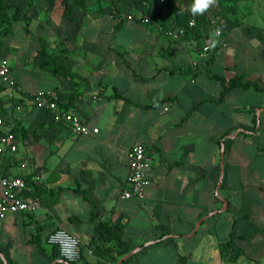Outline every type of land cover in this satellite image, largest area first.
<instances>
[{
  "label": "crops",
  "instance_id": "1",
  "mask_svg": "<svg viewBox=\"0 0 264 264\" xmlns=\"http://www.w3.org/2000/svg\"><path fill=\"white\" fill-rule=\"evenodd\" d=\"M251 1L239 21L223 18L227 45L204 59L205 29L175 37L185 28L176 12L138 0L15 3L29 10L14 50L33 80L12 67L23 91L0 90L2 112L24 106L19 152L2 158L0 174L32 176L39 206L0 219V264H67L47 241L60 227L81 240L78 264H264V91L222 95V79L236 75L264 86V0ZM150 10V24L127 18ZM40 89L56 90L99 132L55 122L29 99ZM138 141L151 182L143 197L125 199ZM229 240L242 250L237 260L222 253Z\"/></svg>",
  "mask_w": 264,
  "mask_h": 264
},
{
  "label": "built area",
  "instance_id": "2",
  "mask_svg": "<svg viewBox=\"0 0 264 264\" xmlns=\"http://www.w3.org/2000/svg\"><path fill=\"white\" fill-rule=\"evenodd\" d=\"M166 1L156 0L160 6L165 4ZM127 18L132 21H140L142 24H150L153 21V18L146 14H129ZM196 24L197 19L194 17L190 20L189 26L194 27ZM184 34H186V28H180L173 35L180 37ZM214 38L215 42L208 43L202 47L200 52L202 59L210 55L214 46L227 45L223 31L219 27L214 29ZM0 81L4 87L12 90V97L16 93L19 94L23 91L22 86L18 84L13 76L10 60L5 56H0ZM29 99L34 106L47 110L55 122L68 125L77 135H90L92 131L94 133L99 132L98 128L92 130L79 113L63 108L56 90H37L30 94ZM14 108L15 111L10 116L0 109V161L7 154L19 152L20 139L14 131V127L16 121L21 119L24 106L23 104L15 103ZM127 157L130 168L129 183L131 187L123 192L122 197L125 199L141 198L144 196L151 182L147 175L148 155L146 144L142 141L134 143L129 149ZM26 178L23 176L0 174V219L6 218L13 212L33 211L39 206L38 199L33 196L35 186L30 184ZM36 180H40V176H37ZM47 241L59 249L61 258L67 264L77 263L82 259L81 240L66 228L60 227L52 231Z\"/></svg>",
  "mask_w": 264,
  "mask_h": 264
},
{
  "label": "trees",
  "instance_id": "3",
  "mask_svg": "<svg viewBox=\"0 0 264 264\" xmlns=\"http://www.w3.org/2000/svg\"><path fill=\"white\" fill-rule=\"evenodd\" d=\"M63 1H65L67 5L71 1L72 5L74 6L79 5L80 7H85L87 4L86 0H63ZM13 5L14 4L8 2V0H0V53L3 50L5 38L8 37L9 35V30H12L16 26L17 21H20L21 17L25 15L24 9H22L19 6H16V10L13 13H11L10 8ZM166 5L168 6L171 12L173 11L176 12L175 14L177 16L176 18L179 19L180 25L185 27L187 32L195 33V32H198L199 30H202L203 28L205 29L204 31L206 35L209 37L210 43L215 42V39H213L210 33L206 31V26H207V23H209V21L204 20V18L199 19L198 16H195V18L197 19V24L194 27H190L189 22L192 17L189 16L187 13H184L181 9L176 7V0H167ZM147 15L151 17L155 16L154 12H152L151 10L148 11ZM44 57H45V50L41 49L36 56V60L38 59L41 60L40 62H41L42 67H46L48 65L46 64ZM56 63H57V66L51 63L50 67L54 66L53 67L54 70L57 69V71H60V68H62V65L60 64L59 61H56ZM222 82L224 84V90L222 92L223 97H225L231 90L235 88H242L245 90L256 89V90L264 91V86H261L258 82L245 79L242 75H236L230 80L222 79ZM1 89H3V84L0 81V90ZM60 103H62L61 99H60ZM19 130H20L19 125L16 128H14V131L16 133H19ZM26 180L30 182L29 180H32V176H28ZM34 195H35V192L33 196ZM118 243L119 245H122L124 242L118 239ZM221 249H222V253L231 260H237L242 254V250L239 249V247L235 244L233 240H229L228 242L223 243L221 245ZM127 250H129V248L125 249L122 253H125V251ZM78 263L79 262L73 263V264H78Z\"/></svg>",
  "mask_w": 264,
  "mask_h": 264
},
{
  "label": "rangeland",
  "instance_id": "4",
  "mask_svg": "<svg viewBox=\"0 0 264 264\" xmlns=\"http://www.w3.org/2000/svg\"><path fill=\"white\" fill-rule=\"evenodd\" d=\"M25 1H28V0H8V2L15 5V6L13 5L10 8V12L13 13L16 10V6H18L17 4H15L16 2L17 3L23 2L24 4H27V3H25ZM138 1L143 3L144 5L150 6V9H153L152 7H157V8H163V10L165 12L167 10H169V8L167 6L168 4L166 5V3H165V4L160 6L159 4H157L156 0H138ZM251 2H252L251 0H217L216 5L213 6L207 13H205L203 15V16H205V15L207 16V19H204V20L209 21V23H207V26H206V31L207 32L214 31V29H216L219 26V24L221 23L223 18L224 19L231 18L232 20H238L239 21L240 12L241 13L247 12L246 11V10H248L247 6H250ZM178 3L180 5L184 4V5L189 6L192 3V0H176V4H178ZM27 5H24L23 7H21L22 9H24L25 15H27V13L29 12ZM240 6H242V7H240ZM243 8H244V11L242 10ZM187 14L189 16H191L192 18H194L190 14V12ZM160 15L165 16L166 14H162L160 12ZM203 16L198 15V18H201ZM213 21H214V23H213ZM24 27L26 28L25 29L26 35H28L27 32L28 33L30 32L28 25H25ZM21 32H22V25L20 23H18V21H17L16 26L12 30H9V35H8V37L5 38L4 47L0 53V56H3V57L5 56L10 60L11 65L13 67V72L16 76L19 77V76L23 75L25 77V82L30 83L33 80V78L28 73V70L25 69L24 64L22 62H20V59H18V56L16 55L17 51L14 50V47L16 46V44H18L20 37H23V36H21ZM20 43H21V45L22 44L24 45V50L26 51L25 52L26 60H28L29 57L33 59V53H32V51H30L31 49L29 48V40L28 39H26L25 41L22 40ZM29 55H32V56H29ZM22 135H23V141L27 142L28 129L26 127H24V129H22Z\"/></svg>",
  "mask_w": 264,
  "mask_h": 264
},
{
  "label": "clouds",
  "instance_id": "5",
  "mask_svg": "<svg viewBox=\"0 0 264 264\" xmlns=\"http://www.w3.org/2000/svg\"><path fill=\"white\" fill-rule=\"evenodd\" d=\"M216 3H217V0H192V3L189 5V12L193 17L198 16V15L203 16L213 6H215ZM217 34H218V31H217Z\"/></svg>",
  "mask_w": 264,
  "mask_h": 264
}]
</instances>
